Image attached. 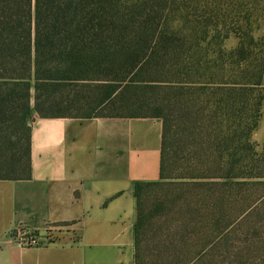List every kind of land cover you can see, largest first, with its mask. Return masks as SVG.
I'll list each match as a JSON object with an SVG mask.
<instances>
[{"label": "trees", "instance_id": "trees-1", "mask_svg": "<svg viewBox=\"0 0 264 264\" xmlns=\"http://www.w3.org/2000/svg\"><path fill=\"white\" fill-rule=\"evenodd\" d=\"M242 4L0 0V180L30 175L32 112L157 118L159 180L133 187L134 264H264L263 20ZM115 105L136 111L93 113Z\"/></svg>", "mask_w": 264, "mask_h": 264}, {"label": "crops", "instance_id": "crops-1", "mask_svg": "<svg viewBox=\"0 0 264 264\" xmlns=\"http://www.w3.org/2000/svg\"><path fill=\"white\" fill-rule=\"evenodd\" d=\"M30 175L0 180V264H134V184L159 180L162 121L40 118L32 112ZM23 227L46 239L19 249Z\"/></svg>", "mask_w": 264, "mask_h": 264}, {"label": "rangeland", "instance_id": "rangeland-1", "mask_svg": "<svg viewBox=\"0 0 264 264\" xmlns=\"http://www.w3.org/2000/svg\"><path fill=\"white\" fill-rule=\"evenodd\" d=\"M242 6L244 9L248 12L247 14L251 18H256L259 16L262 18V22L260 24H255L252 29V34L256 38H259L260 36L264 35V0H243ZM238 43V38L235 36L230 37V39L227 40L226 42V47L232 48L235 47ZM87 109H84L82 111H79L81 114L87 112ZM136 111L135 109H127L123 108L122 106L115 105L114 107H102L94 111V114H108V113H113V114H128L130 112ZM138 111V110H137ZM143 113H150L148 108H143L140 110ZM253 142L259 147L262 142L264 141V101H263V106H262V117L261 121L259 123V127L256 130V132L252 136ZM175 141V143H174ZM175 147H172L171 150V171L170 175L175 177L178 174H181L182 169L181 165L183 163V158L186 156V153H179V149L183 148L185 151L186 146L184 145L183 141H181L180 135H175L174 140H173ZM175 158V159H174Z\"/></svg>", "mask_w": 264, "mask_h": 264}, {"label": "built area", "instance_id": "built-area-1", "mask_svg": "<svg viewBox=\"0 0 264 264\" xmlns=\"http://www.w3.org/2000/svg\"><path fill=\"white\" fill-rule=\"evenodd\" d=\"M6 238L19 249L39 248L49 244L48 240L41 239L23 227L11 230L8 232Z\"/></svg>", "mask_w": 264, "mask_h": 264}]
</instances>
